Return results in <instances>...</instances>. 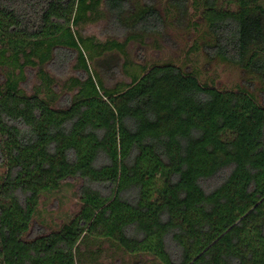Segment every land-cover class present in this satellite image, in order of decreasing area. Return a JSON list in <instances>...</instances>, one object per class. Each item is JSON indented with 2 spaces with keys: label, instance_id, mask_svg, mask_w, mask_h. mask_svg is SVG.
<instances>
[{
  "label": "trees",
  "instance_id": "16d2710c",
  "mask_svg": "<svg viewBox=\"0 0 264 264\" xmlns=\"http://www.w3.org/2000/svg\"><path fill=\"white\" fill-rule=\"evenodd\" d=\"M106 17L124 41L79 30ZM169 29L194 34L185 60H131L130 42L168 40ZM107 54L129 81L107 84ZM201 57L239 82L204 78ZM72 60L81 76L59 90L48 67ZM70 179L79 211L38 225L42 197ZM121 254L264 264L263 0H0V264Z\"/></svg>",
  "mask_w": 264,
  "mask_h": 264
},
{
  "label": "rangeland",
  "instance_id": "374dc122",
  "mask_svg": "<svg viewBox=\"0 0 264 264\" xmlns=\"http://www.w3.org/2000/svg\"><path fill=\"white\" fill-rule=\"evenodd\" d=\"M79 30L86 36H94L103 41L107 39L124 41L127 34L125 28H120L118 25L113 24V21L108 19V17L89 22ZM168 32L170 35L168 40L162 39L157 35L153 38H148L145 44L130 42L127 49L131 60L145 65L167 58H172L176 61L185 60L194 34L190 36L187 32H182L179 29H169ZM103 59H107V65L105 64V68L103 67V76L109 86L114 85L118 81L130 80L121 67L123 58L107 54ZM197 61H199V66L203 68L204 78L215 81L219 87L230 88L235 86L240 80L238 70L231 66L213 62L206 68L202 57L197 59ZM74 64L75 60L65 64L59 61L48 67L49 72L57 79L59 85L57 88L59 90H61V86L69 77L81 76L80 71L75 69ZM111 65L113 66L111 67ZM25 73L27 80L23 83V86L26 90L32 92L35 85L39 83L37 70L28 67ZM79 187L78 180L70 179L60 190L44 195L41 199L39 214L37 215L38 225L40 223L44 224V226L56 227L64 221L70 220L80 209V198L77 194ZM117 256L107 257L105 255L102 257L101 263L131 264L130 256L123 254Z\"/></svg>",
  "mask_w": 264,
  "mask_h": 264
}]
</instances>
